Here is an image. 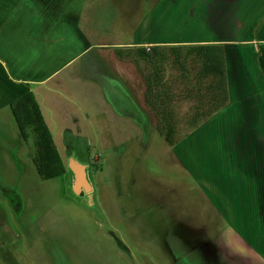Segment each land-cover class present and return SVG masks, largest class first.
<instances>
[{"label":"rangeland","instance_id":"obj_1","mask_svg":"<svg viewBox=\"0 0 264 264\" xmlns=\"http://www.w3.org/2000/svg\"><path fill=\"white\" fill-rule=\"evenodd\" d=\"M155 3L88 0L84 17L101 33L107 27L106 40L131 41L137 22L151 16ZM143 26L139 32L147 30ZM189 52L164 50L161 65L133 53L88 54L101 75L106 68L99 56L130 64L129 86L141 121L114 119L106 108L103 120L84 121L76 109L91 115L94 108L83 84L66 78V88L47 98L57 106L64 104L61 97L72 101L75 107L66 103L65 108L85 125L89 143H56L70 167L48 180L39 177L31 160V133L23 140L11 113L13 92L0 91V264H241L247 247L235 233L250 237L264 256V90L256 89L238 58L233 63L230 57L227 105L191 126L195 106L205 110L209 105L196 94L205 82L197 84L201 66ZM76 67L57 82L67 83L62 77ZM154 74L173 95L165 105L173 111V145L165 142L143 104L144 77ZM98 81L103 88L106 76ZM76 166L83 167L87 191L74 189ZM210 236V254H205Z\"/></svg>","mask_w":264,"mask_h":264},{"label":"crops","instance_id":"obj_2","mask_svg":"<svg viewBox=\"0 0 264 264\" xmlns=\"http://www.w3.org/2000/svg\"><path fill=\"white\" fill-rule=\"evenodd\" d=\"M87 3L88 0H0V91L6 87L13 92L9 104L32 91L55 146L56 143H89L82 130L85 125L75 117L71 119L72 112L65 108L66 103L75 107L72 101L60 96L64 104L57 106V101L47 98L49 94H58V87L66 88V78L74 80L76 85L83 84L86 98L94 108L91 115L84 108L76 109L84 121L97 116L103 120L104 108L111 111L114 119L128 123L131 118L141 121L139 114L142 111L135 106L129 86L132 80L130 64L122 62L119 57L99 56L106 68L101 75L87 57L93 50L101 55L106 51L135 54L138 48L149 51L152 47L160 50L224 45L228 84L230 57H233V63L238 58L236 61L248 74L253 86L264 90V0H156L151 16L137 22L131 41L112 42L103 38L108 32L107 27L101 33L88 15L84 17ZM142 23L141 29L147 28L144 33L139 32ZM162 31L167 34H161ZM231 47L238 51L231 50ZM74 67V71L62 77L67 83L57 82ZM102 76L107 79L103 88L98 81ZM104 90L111 98V108L105 100ZM145 91L143 104L147 107ZM260 100L264 106V95ZM72 156L78 159L77 155ZM211 236L204 246L205 254H210L207 249ZM234 237L247 247V252L241 253V264H264V256L258 254L248 240L250 237L237 233ZM234 254L236 258L239 255ZM220 264L227 263L221 260Z\"/></svg>","mask_w":264,"mask_h":264},{"label":"trees","instance_id":"obj_3","mask_svg":"<svg viewBox=\"0 0 264 264\" xmlns=\"http://www.w3.org/2000/svg\"><path fill=\"white\" fill-rule=\"evenodd\" d=\"M182 48L195 54L200 62L201 67L195 78L197 84L205 82L204 91L198 90L196 94L201 103L209 106L205 110H201V106L197 104L189 118V124L197 126L198 123L209 119L227 105L228 89L224 45H191L160 50H155L152 47L149 51L138 48L135 51V56L149 58L150 61H156L161 65L165 61L164 56L161 55L164 50L179 54ZM144 80L145 102L155 116L156 129L162 133L166 143L173 145L176 142L173 111L165 106L167 100H172V92L160 87V79L157 74H154L152 78L144 77ZM9 107L21 137L26 140L30 133L32 135L34 153L31 160L39 177L48 180L65 173L66 166L54 144L33 92H25L11 101Z\"/></svg>","mask_w":264,"mask_h":264},{"label":"water","instance_id":"obj_4","mask_svg":"<svg viewBox=\"0 0 264 264\" xmlns=\"http://www.w3.org/2000/svg\"><path fill=\"white\" fill-rule=\"evenodd\" d=\"M83 167L76 166L74 168L75 171V182H74V189L77 191L79 188L84 189L87 191L89 189L88 183L85 181Z\"/></svg>","mask_w":264,"mask_h":264}]
</instances>
